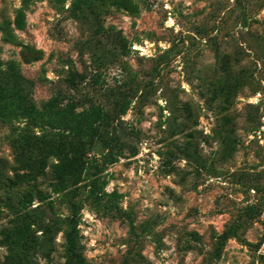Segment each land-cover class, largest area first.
I'll return each mask as SVG.
<instances>
[{
  "label": "rangeland",
  "instance_id": "1",
  "mask_svg": "<svg viewBox=\"0 0 264 264\" xmlns=\"http://www.w3.org/2000/svg\"><path fill=\"white\" fill-rule=\"evenodd\" d=\"M21 9L0 0V82L99 121L0 122V264H77L70 233L85 264H264V0H33L19 31Z\"/></svg>",
  "mask_w": 264,
  "mask_h": 264
},
{
  "label": "trees",
  "instance_id": "2",
  "mask_svg": "<svg viewBox=\"0 0 264 264\" xmlns=\"http://www.w3.org/2000/svg\"><path fill=\"white\" fill-rule=\"evenodd\" d=\"M33 0H22L23 9L18 13L15 21V27L17 30L22 31L26 25L25 8L31 4ZM114 6L123 8L121 3H114ZM7 41L13 44L17 43L15 36L12 32L6 30ZM10 80L17 81L18 74H12L9 76ZM25 118L30 120L33 125L47 126L51 129L66 131L74 134L75 136H83L87 132L93 131L94 126L99 119H91V116L86 113H77L76 108L60 107L47 104L46 106L38 109L34 105L26 104L21 101L19 97L11 90L7 89L3 83L0 82V122L2 124L12 125L13 121L18 118ZM41 139L38 137L32 138L27 131L26 134L21 135L19 140V156L33 155L43 151L41 145ZM74 153L72 150H70ZM52 156L58 160V164L55 165L59 172V175L71 176L76 173L77 161L75 157L73 161L67 154V148L65 145H51ZM8 181V180H7ZM262 215V212H261ZM261 218V216H260ZM68 249L72 255V259L77 264H85L80 259V255L77 252V241L75 235L70 233L68 236Z\"/></svg>",
  "mask_w": 264,
  "mask_h": 264
},
{
  "label": "built area",
  "instance_id": "3",
  "mask_svg": "<svg viewBox=\"0 0 264 264\" xmlns=\"http://www.w3.org/2000/svg\"><path fill=\"white\" fill-rule=\"evenodd\" d=\"M260 220H261V222H262V225H263V227H264V210H263V212H262V215H261V218H260ZM261 253H263V254H264V244H263V249L261 250Z\"/></svg>",
  "mask_w": 264,
  "mask_h": 264
}]
</instances>
